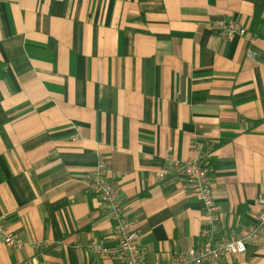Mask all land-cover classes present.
I'll return each instance as SVG.
<instances>
[{
    "label": "crops",
    "instance_id": "crops-1",
    "mask_svg": "<svg viewBox=\"0 0 264 264\" xmlns=\"http://www.w3.org/2000/svg\"><path fill=\"white\" fill-rule=\"evenodd\" d=\"M217 21L245 28L230 42ZM0 264H122L85 246L111 222L106 161L146 263L252 226L264 206V0H0ZM209 151L218 221L156 173ZM220 264H264V238Z\"/></svg>",
    "mask_w": 264,
    "mask_h": 264
},
{
    "label": "built area",
    "instance_id": "built-area-1",
    "mask_svg": "<svg viewBox=\"0 0 264 264\" xmlns=\"http://www.w3.org/2000/svg\"><path fill=\"white\" fill-rule=\"evenodd\" d=\"M218 37L230 42L234 36H242L245 28L234 21H217L214 24ZM209 151L199 159L180 162L167 156L162 170L156 173L159 180L175 176L183 181L188 195L200 204L202 219L209 225L218 221L219 208L212 198V175L209 166ZM86 190L95 196L111 222L110 240L90 241L85 248L98 258H116L122 264H148L140 251V234L137 222L125 213L119 201L116 187L107 176L106 161L98 158L88 173ZM264 238V206L249 228L226 237L215 238L211 230L202 232L201 241L185 252L178 253L168 261L152 264H220L226 256L240 255L248 245H254ZM0 239L8 247L19 250L23 247L12 233L0 225Z\"/></svg>",
    "mask_w": 264,
    "mask_h": 264
},
{
    "label": "trees",
    "instance_id": "trees-1",
    "mask_svg": "<svg viewBox=\"0 0 264 264\" xmlns=\"http://www.w3.org/2000/svg\"><path fill=\"white\" fill-rule=\"evenodd\" d=\"M2 71L0 70V75H1Z\"/></svg>",
    "mask_w": 264,
    "mask_h": 264
}]
</instances>
